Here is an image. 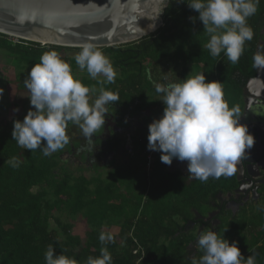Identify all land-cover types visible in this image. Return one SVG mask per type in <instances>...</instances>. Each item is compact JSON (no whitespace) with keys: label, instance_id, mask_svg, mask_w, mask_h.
I'll return each instance as SVG.
<instances>
[{"label":"trees","instance_id":"obj_1","mask_svg":"<svg viewBox=\"0 0 264 264\" xmlns=\"http://www.w3.org/2000/svg\"><path fill=\"white\" fill-rule=\"evenodd\" d=\"M184 2L170 0L156 33L135 43L99 50L116 66L128 63L125 75L135 77L134 86L143 87L149 69L156 78L178 83L199 74L205 75L206 82L219 81L225 101L230 108H239L241 119L246 105L244 89L256 77L253 57L264 51V0H259L257 12L248 19L254 37L246 42L235 64L223 53L210 55L206 48L209 36L199 14L188 7L190 0ZM80 50L15 42L0 33V51L19 70L33 67L49 51H56L76 70L75 58L68 53ZM17 84L19 92H27L23 80ZM137 95L144 100L145 93ZM153 111L159 113L156 104ZM25 116L8 121L0 114V264H45L49 245L78 264H86L90 256L98 257L103 247L110 252L112 264H190L191 257L199 259L204 254L196 243L201 227L215 231L230 244L236 242L245 258L253 255L255 264H264V200L235 217L222 212L216 217L221 221L218 226L204 223L222 207L220 198L238 188L235 173L209 176L206 181L188 180L182 171H169L160 160L161 153L151 154L149 134H145L134 140L140 152L114 163L106 176L88 178L84 159H74L76 164L71 159L72 169L65 158L71 155L73 132H67L69 143L50 156L18 146L12 139L13 122H22ZM117 143H111L112 150H117ZM73 147L77 149V143ZM78 217L87 226L84 236L76 234L68 219ZM190 222L196 227L188 226ZM102 232L111 240L102 244ZM191 245L193 249H189Z\"/></svg>","mask_w":264,"mask_h":264},{"label":"clouds","instance_id":"obj_2","mask_svg":"<svg viewBox=\"0 0 264 264\" xmlns=\"http://www.w3.org/2000/svg\"><path fill=\"white\" fill-rule=\"evenodd\" d=\"M187 5L199 14L203 31L209 36L206 48L210 55L218 57L223 53L228 61L238 63L246 42L253 40L254 31L248 19L257 12L259 0H190ZM253 59L256 65L264 66V51H258ZM75 62L92 79L103 77L101 84L115 82L111 62L94 45H82ZM181 81L152 82L165 107L161 118L148 126L147 149L161 153L160 160L166 165H171L173 159L187 161L188 180L232 175L238 160L255 142L247 127L239 123V108H230L221 83L206 82L204 74ZM23 83L30 92L27 98L34 110H29L22 122H13L12 139L25 150L39 149L44 156L69 143V122L81 129L91 145L95 133L104 129L108 106L119 102L117 93L101 87L90 103V94L96 89L74 78L71 66L56 51L45 52ZM99 240L103 244L111 236L102 232ZM196 243L204 254L199 259L191 257L190 264H255V256L245 258L236 242L230 244L215 231H201ZM44 259L45 264H78L75 259L58 255L52 245ZM86 264H112V256L103 247L100 255L88 257Z\"/></svg>","mask_w":264,"mask_h":264},{"label":"flooded vegetation","instance_id":"obj_3","mask_svg":"<svg viewBox=\"0 0 264 264\" xmlns=\"http://www.w3.org/2000/svg\"><path fill=\"white\" fill-rule=\"evenodd\" d=\"M78 52L79 51H72L69 53L77 54ZM105 56L109 59L116 72L114 83L101 84L99 81L103 80V77L92 79L86 70H81L79 67H77L76 70L72 69L74 78L80 80L83 84H91L89 85L90 89H96L95 93L90 94V103L97 98L101 87L119 95V102H115L111 106H108V114H106L105 117L106 122L104 129L101 128L95 133L91 145H89L88 141L84 138L81 129L77 125L71 122L68 123L66 131L75 133V138L70 139V142L73 145L77 143V149L72 145L71 155L67 154L65 158L69 161H71V159L83 161L84 159L87 164L86 169L92 174L90 175L91 177L98 176V174L106 176L107 171L113 168L114 163L118 165L140 152V149H137L136 143H134L135 138L149 134V124H151L153 120L161 118L165 107L161 102L162 96L156 93L152 82L155 81L162 84L178 83V81H171L168 78H156L152 76V72L149 69V71H147L148 80L143 87L134 86L135 77L133 75H125L129 73L126 72V70L128 71L129 69L128 63H124L123 66H116L109 55L105 54ZM71 58L75 57L71 56ZM135 72H138V70ZM149 77H151V79H149ZM141 88H144L143 92L140 91ZM257 89L256 91H249L250 98H248V100L245 98V108L247 105H252L253 109L258 108L262 112L260 115H256L257 113L252 110L251 112L253 114L245 118L244 111L243 117L239 120L241 125L247 127L249 134L254 137L255 141L252 148L246 149L245 155L240 158L244 171L242 180L238 181V174L234 172L237 175V181L239 183L238 188H236L233 193L228 194L227 197L220 198L219 204L222 207L217 208V211L213 213L215 216L212 220H208L207 218L204 223L212 222L214 226H218L221 221L216 217L222 212L231 213L232 216L235 217L237 214H241L242 209L257 207L258 203L264 200V192L262 190L264 187V87L257 86ZM137 93H145V95L142 96L144 100H142ZM254 99L259 102L258 105L257 103H250L254 101ZM155 104L158 106V111L161 116H159V113L153 111ZM242 119L243 123L240 122ZM117 140L119 141V143H117L118 148L117 150H112L111 143ZM157 153L158 152L154 151L151 152L152 155H156ZM239 166L237 162L235 166L236 170L239 169ZM167 168L172 172L182 171L186 176L189 175L187 161L181 162L177 159H173L172 164L168 165ZM93 173H95V175H93ZM239 191H242V194ZM234 201H236L239 206H244L237 211L236 206L232 204ZM190 223L188 226H191ZM193 227H196L195 223ZM203 230L204 227H201L199 232ZM189 249H193V246L191 245Z\"/></svg>","mask_w":264,"mask_h":264},{"label":"water","instance_id":"obj_4","mask_svg":"<svg viewBox=\"0 0 264 264\" xmlns=\"http://www.w3.org/2000/svg\"><path fill=\"white\" fill-rule=\"evenodd\" d=\"M169 3L170 0H0V33L43 46L80 49L88 43L97 49L120 47L156 33L163 25ZM261 69L264 73V66L257 65L256 77L244 89L247 100L249 91L262 79ZM250 103L259 104L255 99ZM252 110L256 115L262 112L247 105L245 118L253 114ZM238 164L235 173L241 181V159ZM232 204L237 211L244 206L236 201ZM214 216L210 214L208 220ZM193 224L190 223L192 227Z\"/></svg>","mask_w":264,"mask_h":264},{"label":"rangeland","instance_id":"obj_5","mask_svg":"<svg viewBox=\"0 0 264 264\" xmlns=\"http://www.w3.org/2000/svg\"><path fill=\"white\" fill-rule=\"evenodd\" d=\"M12 40L18 42L17 38L12 37ZM68 55L70 57H75L76 53H68ZM31 68L32 67H27L24 70L16 69L10 64L6 53L0 51V81L2 82L0 90L3 91L2 95H0V114L8 121H12V119L18 118L19 116L27 115L29 110H34L30 104V100L27 98L30 96L29 90L23 93L19 92L17 84L19 79L24 81ZM75 162L76 160L73 161V164H76ZM69 166L73 169L71 162ZM90 175L92 174L86 170L85 176L90 178ZM93 175H95V173H93ZM68 219L75 225L77 230L76 234L84 236L87 231L84 219L82 217H78L75 221L71 218Z\"/></svg>","mask_w":264,"mask_h":264},{"label":"bare ground","instance_id":"obj_6","mask_svg":"<svg viewBox=\"0 0 264 264\" xmlns=\"http://www.w3.org/2000/svg\"><path fill=\"white\" fill-rule=\"evenodd\" d=\"M260 73H261V78H262V79H261L260 83L257 84V86H263V87H264V73H263V70H262V69L260 70ZM257 86L255 85V86L251 89V91H253V90H254V91L258 90V89H257ZM251 91H250V92H251ZM250 92H249V93H250ZM256 95H258V94H256Z\"/></svg>","mask_w":264,"mask_h":264},{"label":"crops","instance_id":"obj_7","mask_svg":"<svg viewBox=\"0 0 264 264\" xmlns=\"http://www.w3.org/2000/svg\"><path fill=\"white\" fill-rule=\"evenodd\" d=\"M116 232H118V231H116Z\"/></svg>","mask_w":264,"mask_h":264}]
</instances>
